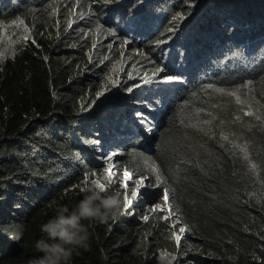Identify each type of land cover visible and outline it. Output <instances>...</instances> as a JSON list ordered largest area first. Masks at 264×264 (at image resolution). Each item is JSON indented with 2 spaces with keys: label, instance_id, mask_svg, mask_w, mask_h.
<instances>
[{
  "label": "trees",
  "instance_id": "16d2710c",
  "mask_svg": "<svg viewBox=\"0 0 264 264\" xmlns=\"http://www.w3.org/2000/svg\"><path fill=\"white\" fill-rule=\"evenodd\" d=\"M261 33L264 0H0V264L41 255L108 148L151 188L108 187L132 203L70 264H264Z\"/></svg>",
  "mask_w": 264,
  "mask_h": 264
},
{
  "label": "clouds",
  "instance_id": "9594fccd",
  "mask_svg": "<svg viewBox=\"0 0 264 264\" xmlns=\"http://www.w3.org/2000/svg\"><path fill=\"white\" fill-rule=\"evenodd\" d=\"M261 35H264V33H261ZM262 46L264 48V41H262ZM159 113L160 111L156 109H147V113L140 117L146 119V115H150L155 118L159 116ZM134 124H137L136 120H134ZM96 160L97 162H94L93 165L102 163L115 166L120 181L123 179L125 170L131 172L133 180L128 181L127 184L133 188V191H135L136 181L141 177H146L145 186L139 189L138 192H145L151 188L149 185L150 177L144 176L136 167L127 164L123 157L114 151V148L98 150ZM156 166L155 173L160 172L159 165L156 164ZM79 191L82 198L74 206H57L55 215L51 216L41 226L40 230L43 235L35 243V249L41 255L30 258L28 264H70L73 253L88 246L90 233L84 221L107 222L110 217L114 218L116 216L124 204L122 193L119 190L99 188L94 182L80 187ZM142 204L139 203V205ZM163 204L162 197L156 205L163 206ZM166 209L172 211L169 200Z\"/></svg>",
  "mask_w": 264,
  "mask_h": 264
},
{
  "label": "snow or ice",
  "instance_id": "6c2138e0",
  "mask_svg": "<svg viewBox=\"0 0 264 264\" xmlns=\"http://www.w3.org/2000/svg\"><path fill=\"white\" fill-rule=\"evenodd\" d=\"M182 18V17H180ZM168 79H173L172 77H168ZM239 102V101H238ZM253 167H255L253 165ZM153 168L155 169V165H153ZM102 179H96V180H92L91 183H96L97 186L99 188H105L107 189L108 187H110L113 183L116 182L117 179H120V177L117 175V172L115 170V166H110L108 169L105 170V172L103 174H101ZM146 177H141L140 179H138L135 183V191H133L132 193H130L131 196H136L139 189L143 188L145 186L144 181H145ZM157 179H159V177H157ZM133 180V174L127 170H125L123 172V179L121 180V183L124 184L125 187L128 186L127 182ZM88 183V180L86 178L85 182L83 183V186H86ZM163 200H164V204L163 206L161 205H156L154 210L157 211H163L164 209H166L168 207V200H169V196L167 192H164L163 194ZM125 206L128 204L132 203L131 199H125L124 201ZM171 212L168 213V216H171ZM167 218V217H165ZM145 219H147V217H145ZM180 232L183 233V229H180ZM174 238L179 241L180 236L179 235H175Z\"/></svg>",
  "mask_w": 264,
  "mask_h": 264
}]
</instances>
